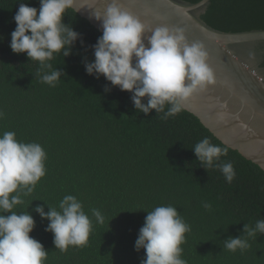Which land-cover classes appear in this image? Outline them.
Returning <instances> with one entry per match:
<instances>
[{
    "label": "trees",
    "instance_id": "16d2710c",
    "mask_svg": "<svg viewBox=\"0 0 264 264\" xmlns=\"http://www.w3.org/2000/svg\"><path fill=\"white\" fill-rule=\"evenodd\" d=\"M21 3L40 7L39 0H0V110L5 113L0 135L15 132L18 141L38 143L46 152V175L13 209L32 215L35 226L29 235L48 253L44 264H141L145 251L134 249L139 229L147 212L162 205L175 207L190 225L181 245L187 264H264V234L243 233L244 224L255 227L264 219V170L225 146L185 109L167 120L155 110L139 113L130 92L103 76L88 75L84 62L94 60L91 46L102 33L71 7L63 23L80 39L69 56L50 61L64 73L59 83H42L36 76L38 62L9 47ZM198 17L224 32L264 29V0H209ZM249 52L264 78V40L254 42ZM106 86L110 91H104ZM205 137L227 149L220 162L233 164L232 183L219 169L206 170L196 160L192 149ZM65 195L82 202L93 229L87 246H70L62 253L45 231L49 221L33 209L59 210ZM204 202L211 203V210ZM93 208L104 216L103 224L95 222ZM238 236L250 247L228 251L224 242Z\"/></svg>",
    "mask_w": 264,
    "mask_h": 264
},
{
    "label": "clouds",
    "instance_id": "9594fccd",
    "mask_svg": "<svg viewBox=\"0 0 264 264\" xmlns=\"http://www.w3.org/2000/svg\"><path fill=\"white\" fill-rule=\"evenodd\" d=\"M73 3L74 0H39V9L21 3L14 16L16 28L10 34V49L38 62L36 76L50 87H55L64 75L50 61L57 55L69 56L71 46L80 39L79 33L63 23L64 13ZM92 17L100 22L103 31L91 46L94 60L84 62L85 71L130 92L137 112L147 115L155 110L156 115L162 114V120L175 117L183 111L185 100L215 82L204 45L189 44L183 28H152L125 9L120 0H110L103 13L94 11ZM104 91L110 89L106 86ZM4 118L0 110V120ZM192 150L202 167L219 169L225 181L232 183L236 175L233 164L220 162L221 156L227 155L226 148L205 137ZM46 159L40 144L18 141L12 131L0 135V264H44L47 259L42 244L29 235L35 226L32 215L13 211L46 175ZM202 206L212 208L208 202ZM58 208L48 206L45 212L43 206L37 205L33 209L41 219L49 221L45 231L53 234L55 249L63 253L70 246H87L93 221L82 202L65 195ZM91 212L97 224L104 223L100 210L93 208ZM190 231V225L171 205L147 212L134 245L137 252L145 251L141 264H187L181 258V245ZM243 233L247 237L264 234V219L257 220L255 227L244 224ZM224 247L235 252L250 245L246 238L238 236L228 238Z\"/></svg>",
    "mask_w": 264,
    "mask_h": 264
},
{
    "label": "water",
    "instance_id": "95a60500",
    "mask_svg": "<svg viewBox=\"0 0 264 264\" xmlns=\"http://www.w3.org/2000/svg\"><path fill=\"white\" fill-rule=\"evenodd\" d=\"M209 0H120L144 24L184 29L189 44L200 42L215 82L183 102L225 146L264 170V78L252 64L250 46L264 40V29L224 32L204 23L198 14ZM110 0H74L71 7L102 33L94 11L103 13ZM147 47V39H144ZM223 117V118H221Z\"/></svg>",
    "mask_w": 264,
    "mask_h": 264
},
{
    "label": "flooded vegetation",
    "instance_id": "af4514ba",
    "mask_svg": "<svg viewBox=\"0 0 264 264\" xmlns=\"http://www.w3.org/2000/svg\"><path fill=\"white\" fill-rule=\"evenodd\" d=\"M251 47V46H250Z\"/></svg>",
    "mask_w": 264,
    "mask_h": 264
}]
</instances>
